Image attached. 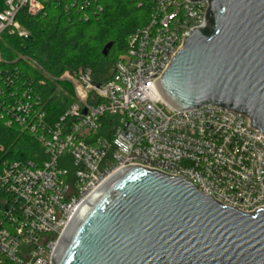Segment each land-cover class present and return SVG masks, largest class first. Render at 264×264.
<instances>
[{"label": "built area", "instance_id": "1", "mask_svg": "<svg viewBox=\"0 0 264 264\" xmlns=\"http://www.w3.org/2000/svg\"><path fill=\"white\" fill-rule=\"evenodd\" d=\"M97 1H74V6L88 20L86 9ZM152 3L148 23L131 35L110 79L97 83L87 66L59 79L69 82L74 94L59 120L52 121L30 86L0 83L1 119L7 127L33 133L44 153L40 161H0V264H53L78 206L110 175L132 164L184 177L240 211L264 208V132L251 117L215 104L177 110L158 89L189 33L207 25L209 0ZM21 8L37 14L43 3L7 0L0 35L9 30L29 36L16 20ZM107 115L114 125L103 132Z\"/></svg>", "mask_w": 264, "mask_h": 264}, {"label": "water", "instance_id": "2", "mask_svg": "<svg viewBox=\"0 0 264 264\" xmlns=\"http://www.w3.org/2000/svg\"><path fill=\"white\" fill-rule=\"evenodd\" d=\"M209 2L207 25L189 33L158 89L174 109L224 106L264 132V0ZM52 263L264 264V208L243 212L184 177L124 166L75 210Z\"/></svg>", "mask_w": 264, "mask_h": 264}, {"label": "trees", "instance_id": "3", "mask_svg": "<svg viewBox=\"0 0 264 264\" xmlns=\"http://www.w3.org/2000/svg\"><path fill=\"white\" fill-rule=\"evenodd\" d=\"M7 0H0V11ZM43 10L37 14L21 8L16 20L29 36L21 37L5 30L0 35V83L30 86L42 100L43 109L52 121L59 120L73 102V89L65 75L80 67H90L97 83L110 79L118 58L127 52L131 35L145 26L152 12V0H98L86 9L85 20L74 1L41 0ZM101 6L102 10H93ZM111 43L108 54L103 50ZM26 57V58H25ZM33 61L40 65V70ZM40 81H43L41 83ZM1 110V108H0ZM104 131H111L114 117H103ZM43 149L33 133L7 127L0 116V161L32 159L40 161Z\"/></svg>", "mask_w": 264, "mask_h": 264}, {"label": "rangeland", "instance_id": "4", "mask_svg": "<svg viewBox=\"0 0 264 264\" xmlns=\"http://www.w3.org/2000/svg\"><path fill=\"white\" fill-rule=\"evenodd\" d=\"M163 107H164V109L166 110V111H168V107L166 106V105H163ZM69 166V165H68ZM67 166V167H68Z\"/></svg>", "mask_w": 264, "mask_h": 264}]
</instances>
